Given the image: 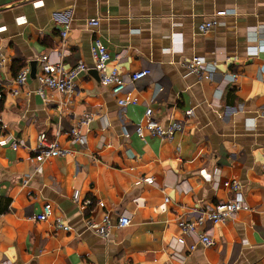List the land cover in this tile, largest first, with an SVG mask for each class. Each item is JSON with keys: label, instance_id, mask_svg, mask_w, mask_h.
Returning a JSON list of instances; mask_svg holds the SVG:
<instances>
[{"label": "crops", "instance_id": "crops-1", "mask_svg": "<svg viewBox=\"0 0 264 264\" xmlns=\"http://www.w3.org/2000/svg\"><path fill=\"white\" fill-rule=\"evenodd\" d=\"M212 19L217 25L201 32ZM95 37L110 67L151 71L137 83L138 103L119 105L101 83ZM41 54L67 69L89 64L73 94L38 92ZM0 55V197L10 200L0 215V264H264V0H0ZM195 56L210 78L187 70ZM148 106L184 130L171 139L145 130L142 139L135 126ZM86 112L95 114L86 141L72 143L69 128ZM41 133L68 154L37 162ZM233 180L243 208L184 233L179 220L231 200ZM45 203L52 214L37 220ZM106 213L105 239L87 221ZM121 215L127 226H116ZM57 218L70 229L57 228ZM204 232L212 245L199 242Z\"/></svg>", "mask_w": 264, "mask_h": 264}, {"label": "built area", "instance_id": "built-area-1", "mask_svg": "<svg viewBox=\"0 0 264 264\" xmlns=\"http://www.w3.org/2000/svg\"><path fill=\"white\" fill-rule=\"evenodd\" d=\"M228 13L226 10H217L216 15H225ZM99 20L96 18L88 20L90 26H97ZM217 25L216 19L208 20L203 22L199 26L201 32H206L207 30L213 28ZM67 30L62 32L63 37L67 35ZM250 53L255 54L258 49L250 48ZM91 55L93 59L92 66L95 68L99 74L100 81L103 85L109 86L111 88L112 94L116 97L117 102L121 106H126L127 104H136L138 103V98L135 93L137 83L140 80L145 79L150 75V70L147 68L140 69L136 72L126 73L120 71L117 66H109L111 60V55L107 51L105 44L99 39H94V42L91 46ZM39 58L42 62V68L37 74V79L39 81L38 92L44 95V89L50 88L56 91L60 95H71L76 91L77 80L80 75L86 72L89 68V64L84 61H79L71 68H65L64 65L60 62L51 63L49 61L47 54L39 55ZM185 67L191 73L198 75L200 78H210V72L207 69L206 62L202 57L195 56L185 62ZM4 66L3 57L0 55V68ZM28 68H23L15 77V82L18 87H22L28 77ZM17 91H15L16 93ZM4 97V93L0 90V100ZM191 113V111H189ZM95 114L90 112L84 113L79 117L69 128L70 141L72 143L84 144L86 141L83 130L90 124L93 120ZM145 122L143 124H138L135 126L136 133L142 138H145V130H147L152 135L160 136L164 139H171L176 132L184 130V122L179 120H171L169 124L164 125L163 123L156 120L153 116L152 107H147L145 110ZM15 147L16 143L13 144ZM68 150L61 147L56 140L47 139L44 133H41L38 136V151L34 156V159L37 162H41L46 158H49L54 155H66ZM234 192V197L226 202H219L212 207H202L197 209L195 212L194 220L181 218L178 222L179 227L184 233H195L197 228L203 225L207 221L212 223H217L225 221L229 218H232L236 213L243 208L244 201L242 197V185L233 180L228 183ZM78 193L74 194V199L77 200ZM91 201L86 199L83 201V205L90 204ZM100 204H102L100 202ZM52 214V206L49 203H45L42 209V212L36 215V219L43 221L46 220ZM130 223V218L126 215H121L117 222L116 226L124 227ZM55 226L59 229L69 230L70 226L68 223L62 221L60 218L55 220ZM113 223L111 217L106 213L100 222L88 220L87 228L93 230L95 233L100 235L103 238H108L111 234ZM199 242L205 246H210L214 243L211 236L207 233H199ZM180 242H183V238L178 239ZM193 245L191 248H193Z\"/></svg>", "mask_w": 264, "mask_h": 264}, {"label": "trees", "instance_id": "trees-1", "mask_svg": "<svg viewBox=\"0 0 264 264\" xmlns=\"http://www.w3.org/2000/svg\"><path fill=\"white\" fill-rule=\"evenodd\" d=\"M9 198L0 197V215L9 210Z\"/></svg>", "mask_w": 264, "mask_h": 264}]
</instances>
